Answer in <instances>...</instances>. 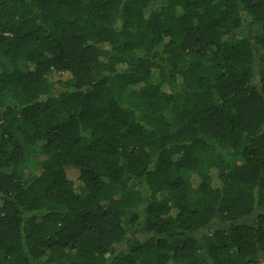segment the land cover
<instances>
[{
	"label": "trees",
	"instance_id": "1",
	"mask_svg": "<svg viewBox=\"0 0 264 264\" xmlns=\"http://www.w3.org/2000/svg\"><path fill=\"white\" fill-rule=\"evenodd\" d=\"M0 264H264V0H0Z\"/></svg>",
	"mask_w": 264,
	"mask_h": 264
}]
</instances>
